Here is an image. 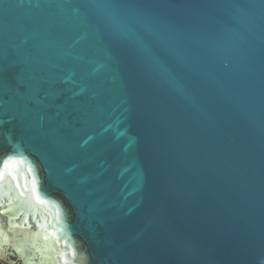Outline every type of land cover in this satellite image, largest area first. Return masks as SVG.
Instances as JSON below:
<instances>
[{
    "label": "water",
    "instance_id": "95a60500",
    "mask_svg": "<svg viewBox=\"0 0 264 264\" xmlns=\"http://www.w3.org/2000/svg\"><path fill=\"white\" fill-rule=\"evenodd\" d=\"M10 249L264 264V0H0Z\"/></svg>",
    "mask_w": 264,
    "mask_h": 264
},
{
    "label": "flooded vegetation",
    "instance_id": "af4514ba",
    "mask_svg": "<svg viewBox=\"0 0 264 264\" xmlns=\"http://www.w3.org/2000/svg\"><path fill=\"white\" fill-rule=\"evenodd\" d=\"M5 254V262L0 261V264H24V261L19 259V257L12 251V249H10V251H6Z\"/></svg>",
    "mask_w": 264,
    "mask_h": 264
}]
</instances>
